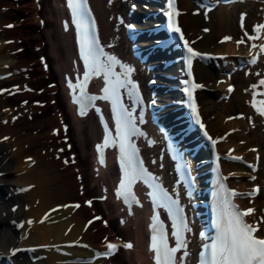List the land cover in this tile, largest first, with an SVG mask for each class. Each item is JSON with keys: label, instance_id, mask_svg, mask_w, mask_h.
Wrapping results in <instances>:
<instances>
[{"label": "bare ground", "instance_id": "bare-ground-1", "mask_svg": "<svg viewBox=\"0 0 264 264\" xmlns=\"http://www.w3.org/2000/svg\"><path fill=\"white\" fill-rule=\"evenodd\" d=\"M148 2L89 0L104 45L126 65H129V43L125 41L120 22L126 20L125 12L130 3L135 6L133 12L143 18ZM154 3L151 4L156 7ZM222 4L225 3L218 2L212 8L204 9L198 8L193 0H178L180 15L177 19L192 48L223 54L217 59L219 69L213 70L208 65L203 67L198 62L192 64L195 80L205 85L196 90L198 110L205 130L217 141L214 148L221 154L220 175L226 187H234L241 193L253 189V183L259 184L256 196L233 198L239 208L247 206L255 210L245 217L253 224L258 221L257 216L264 213V201L262 208L255 204L259 197H264V181L258 178L256 170H251L241 160L228 159V156L247 159L257 151L260 164H264V115L253 107L250 94L251 84L258 85L259 94L264 93V85L259 83L264 79V55L257 48L264 30L260 33L254 31L259 22H251L249 14L244 15L243 28L233 26L226 5ZM119 7H123L122 13ZM193 8H198V12L193 13ZM261 8L264 9V3ZM204 26L209 31H204ZM245 31L254 32L258 37L247 42L257 45L253 52L259 53L257 63H262V71L253 76L249 72L254 65L247 62L242 67L244 75L236 81L239 70L224 71L222 67H234L237 57L244 60L248 51L243 49L247 47L238 46L233 40L238 36L236 34ZM225 34L231 39L221 42L220 37ZM40 41H44L43 46L35 50ZM145 52L146 49L142 48L141 54ZM149 54L147 60L153 62L152 70L160 81L163 79L158 60L160 52ZM133 61L143 80L152 76L151 71L142 70V63L134 58ZM77 69L72 30L62 0H0V89L8 90L0 92V255L6 254L11 247L24 245L26 249L10 256L12 264H152V250L147 245L149 206L141 197L138 204L125 206L120 203L114 194L117 172L112 155L106 154L101 164L94 152L99 128L89 114L74 113L66 81L68 75ZM217 73L222 80L216 79ZM230 82L234 84L231 92L228 90ZM54 89L57 90L55 93ZM222 93H227L226 97L222 96V101L217 102ZM156 94L158 99L154 100L157 99L158 103L165 92L157 89ZM259 100H264V95L260 94ZM235 106L240 119L233 120L230 116L234 115ZM160 112L161 119L177 114L168 110ZM245 117L255 125L248 124ZM62 124H66V130L62 129ZM248 127L252 135H243ZM242 137L244 141H241ZM142 139L146 144L143 153L147 162L159 176L166 178L169 166L164 159L157 158V146L150 144L146 136ZM252 163L259 164L256 160ZM246 175L255 179L249 180ZM78 185L83 187L80 189ZM73 201L80 207H59L75 205ZM87 201H91V205ZM52 206L57 210L46 212ZM95 213H99L101 219H95ZM90 216H93V223L85 224ZM196 222L191 216L188 223L191 231L186 232L188 256L192 243L199 241V235L195 233ZM257 234L264 236V223L260 224ZM105 237L115 238L123 245L111 256L80 260L103 247ZM74 241L79 244H73ZM128 243L132 247H124Z\"/></svg>", "mask_w": 264, "mask_h": 264}, {"label": "snow or ice", "instance_id": "snow-or-ice-1", "mask_svg": "<svg viewBox=\"0 0 264 264\" xmlns=\"http://www.w3.org/2000/svg\"><path fill=\"white\" fill-rule=\"evenodd\" d=\"M169 6L171 11L168 12L170 19L169 27L175 33L180 34V39L184 41V46L188 50V70L189 76H192V63L195 57L207 56V53H201L189 46V42L184 38L181 28L178 26L176 17L180 15L176 8V0H169ZM68 7L72 10L73 23H75L80 45V55L84 60L85 71L83 73V82L78 85H73L69 81V87L75 88L79 87L80 96L74 97V102L81 105L80 115H85V107L91 105L96 99L110 100L113 105L114 112L116 114V131L115 137L112 136L111 131L105 125V137L102 144H98L97 151L100 153V163H104L103 149L109 145H119L121 153V165L123 171V177L120 180L119 187L117 188L118 197H123L126 203L135 202L139 203L136 195L133 191V185L138 180L144 181V183L150 184L153 191L150 193L153 200L168 209L169 213L172 215L175 221L176 231L172 235L176 238V246H169L168 236L162 225L159 227L155 223L158 219L157 216H153V235L151 238V250L155 254L156 264H176V253L181 249H184V257L188 256L187 251V241L185 239V233L190 232L191 229L186 221L184 214V209L179 205L177 199H173L168 192L159 184L151 183L155 181L156 178L152 176L150 172L144 167L143 161L139 157V150L136 148L135 144L132 142V137L136 135H145L137 127V118L122 103V89H128L129 93H134L139 100V89L138 85L131 79V75L134 72V68L130 65L122 63L114 55H109L104 52V49L100 47L97 35H96V24L95 20L91 16V11L88 8L87 0H68ZM244 15H241V26L243 27ZM43 23V22H41ZM7 27H13V25H7ZM129 27H132L129 25ZM65 29L67 30V22L65 23ZM264 30V24H258L254 26V31L260 33ZM204 31H209V29H204ZM245 36L249 41H254L258 37L248 35L245 32ZM231 37H224L221 42L230 40ZM10 43V41L8 42ZM194 43V42H193ZM245 43L244 38L237 41V45ZM255 43L252 44V48H256ZM259 49L264 52V43L259 44ZM259 53L252 55L250 53L249 63L256 64L258 60ZM43 60V58H42ZM119 65L123 71L117 72L116 66ZM45 67H47L45 65ZM103 75L105 80V87L103 89L104 95L102 97H96L88 95L85 86L88 80L92 76ZM260 85H264V79L260 80ZM205 85L195 82L193 79L191 81V87L186 88L185 91L191 98V107L195 113L196 122L199 126L204 129L205 125L201 121V117L198 112V106L196 104L195 98L193 97V92L197 89L204 88ZM253 85V88H256ZM19 88L17 87V91ZM31 91V89H26ZM229 92L233 90L232 86H229ZM8 91L5 89H0V92ZM264 95V93H260ZM256 93L253 94V107L257 108L260 115H264V100L257 101L255 99ZM24 103H27L25 101ZM15 119V117L13 118ZM231 119V118H230ZM140 121L143 122V114H140ZM6 123V122H5ZM66 130V126H65ZM205 136H208L205 130ZM212 143L215 144L217 141L208 136ZM4 139H7L5 137ZM149 143H155V141H149ZM60 151H63L61 149ZM255 151V149H252ZM232 159L241 160L242 157H230ZM31 160V158H28ZM74 162V160H73ZM34 163V161H33ZM68 163V160H65ZM255 170L254 165H250ZM253 180L255 177H251ZM221 192L218 194L217 206H216V219L215 228L216 236L214 241L205 246V250L200 253V264H264V236H260L257 233L260 230V224L264 223V217L260 221L254 224L248 223L245 217H248L254 213L253 208H247L240 210L239 206L233 203V198L238 195H243L238 193L234 189L227 188L223 183L220 185ZM24 190V189H22ZM258 189L253 190V192L247 193L249 196L256 194ZM87 204L91 205V201H87ZM59 207H73L79 208V204L75 205H62ZM15 210V209H13ZM57 209H52L50 211H56ZM47 215L45 218H47ZM99 220L101 217H95ZM43 222V220L41 221ZM29 224L32 223L31 220L28 221ZM93 221L89 220L88 224H92ZM107 222L105 221V224ZM23 225H21L22 227ZM87 229V226H86ZM107 241V237H105ZM73 244H79V241L72 242ZM71 246V245H69ZM83 247H89L88 245H82ZM119 245L114 243H107V251L98 252L97 257L104 256L108 257L114 253ZM124 247H132L130 243L125 244ZM21 251V249H13V254Z\"/></svg>", "mask_w": 264, "mask_h": 264}, {"label": "rangeland", "instance_id": "rangeland-1", "mask_svg": "<svg viewBox=\"0 0 264 264\" xmlns=\"http://www.w3.org/2000/svg\"><path fill=\"white\" fill-rule=\"evenodd\" d=\"M261 3H264V0H253V1H251V0H246V1H244V2H241V3H225V4H222V5H226V12L228 13V16H229V18L232 20V25L233 26H235L236 25V27L237 28H243L244 27V22H243V27L241 26V25H239L238 24V21H237V19H238V17H237V15H238V13H240V11H242V10H247V12H245V15H247V14H249L250 15V19H251V22H261V20H262V18L264 17V9H262L261 8ZM263 7V6H262ZM119 10H120V12L122 13L123 12V7L121 8V7H119ZM245 17V16H244ZM239 20V19H238ZM235 24V25H234ZM204 29L206 28V26L205 27H203ZM207 32V31H206ZM246 32V31H245ZM249 33H251V32H249ZM245 34V33H244ZM244 34H236L235 36H245ZM237 36V37H238ZM237 37H236V39H237ZM245 37H247V36H245ZM239 38V37H238ZM236 39L234 38V40H235V42H236ZM234 42V41H233ZM237 43V42H236ZM43 44H44V41H40V45L39 46H37L36 47V49L35 50H38L40 47H42L43 46ZM243 44V47H245V46H249L250 44H246L245 45V43H242ZM241 45V44H240ZM243 51H248V49L247 48H244L243 49ZM262 62V61H261ZM139 64V63H138ZM47 65V64H46ZM254 66H252L253 68H251L250 69V74H252L253 76H257L258 75V73H260L259 71H262V63H256V64H253ZM48 66V65H47ZM249 66H251V65H249ZM204 67V66H203ZM206 67V66H205ZM217 69H219V68H217ZM45 70V69H44ZM140 70V69H139ZM140 72V76H141V71H139ZM215 75H216V73H214ZM220 74H224V72L223 71H221L220 72ZM220 74H218L217 73V76H216V79L217 80H222V78L221 77H219L220 76ZM237 76H236V81H240V78L242 77V75H244V70L241 68L237 73ZM139 76V77H140ZM253 85H256L257 87L256 88H253ZM56 87L57 86H55V89H56ZM251 88V92H250V94L253 96V94L254 93H256V97H255V99L258 101L259 100V96H260V94L258 93V85L257 84H251V86H250ZM53 90V93H55V91H57V90ZM161 96H163V94H161ZM224 97H226V96H224ZM220 101H222V97H220V98H218L217 99V102H220ZM232 108V107H231ZM235 109H234V111H235V114H236V116L235 115H232V116H230V118L231 119H240V117H239V115H238V107L237 106H235L234 107ZM249 109H251V108H249ZM246 118V117H245ZM247 120V122H248V124H254V122L252 123L251 121H250V119L247 117L246 118ZM255 125V124H254ZM251 129H252V126H251ZM255 130H257V128H254ZM253 132V131H252ZM245 134H248V135H252V133H251V131H250V127H248L246 130H245V132H244V134L243 135H245ZM244 137H242L241 138V141H244ZM250 150V148H248L247 149V151L249 152V154H251V152L249 151ZM69 158V157H68ZM247 158V160H251L252 162L254 161V160H256V162H259V164H258V167H257V169H256V172H257V176H258V178L260 179V180H262V181H264V164H260V161H259V157L258 158H253V156L252 155H250V156H248V157H246ZM69 159H72V158H69ZM251 162V163H252ZM78 176L79 175H76V177H77V179L79 180V178H78ZM247 178V177H246ZM247 180V179H246ZM252 180V179H251ZM248 181V180H247ZM78 187L81 189L83 186L82 185H78ZM256 195H257V193H256ZM255 195V196H256ZM254 197V196H253ZM98 201H101V198H98ZM263 201H264V197H259L257 200H256V202H255V204H256V207H260V208H262V205H263ZM262 216H261V218L262 217H264V213H262L261 214ZM261 218L259 219V217L257 216V220L258 221H260L261 220Z\"/></svg>", "mask_w": 264, "mask_h": 264}]
</instances>
